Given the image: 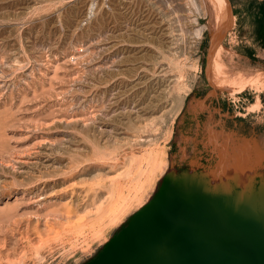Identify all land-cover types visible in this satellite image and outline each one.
Listing matches in <instances>:
<instances>
[{"label": "rangeland", "instance_id": "rangeland-1", "mask_svg": "<svg viewBox=\"0 0 264 264\" xmlns=\"http://www.w3.org/2000/svg\"><path fill=\"white\" fill-rule=\"evenodd\" d=\"M229 1L216 64L231 77L216 87L207 57L229 17L213 0H0V264L94 259L161 182H178L183 155L196 167L192 139L174 149L180 103L210 117L205 167L222 158L220 129L228 169L246 146L245 188L264 165V0ZM230 211L244 220L242 205Z\"/></svg>", "mask_w": 264, "mask_h": 264}, {"label": "water", "instance_id": "water-1", "mask_svg": "<svg viewBox=\"0 0 264 264\" xmlns=\"http://www.w3.org/2000/svg\"><path fill=\"white\" fill-rule=\"evenodd\" d=\"M226 2L229 21L208 52L206 73L231 28ZM221 150L220 162L205 180L161 182L152 200L86 264H264V229L193 204L228 168V155Z\"/></svg>", "mask_w": 264, "mask_h": 264}, {"label": "crops", "instance_id": "crops-1", "mask_svg": "<svg viewBox=\"0 0 264 264\" xmlns=\"http://www.w3.org/2000/svg\"><path fill=\"white\" fill-rule=\"evenodd\" d=\"M244 105L246 107H243V111L247 112L243 114V116L245 117L247 114H249L248 110L250 109V107L254 106L255 103H244ZM190 114L192 113L189 111L183 112V109L180 111V118L178 121V137L181 138V141L174 145V149L177 153L179 151L178 147L181 145V143L186 144V142H188L185 141V139H192L193 141L189 142V144L185 146L187 150H190H188L190 153L187 156L186 160H188L190 157L192 158L193 154V156L196 158V161L198 162L196 167L194 168V166H192V160L183 161L182 158H184V155L180 158L178 163H176V168L173 170L174 174L176 175V179L179 182H185V179L191 174L196 177L195 181L205 180L208 174L214 169L216 164L219 162V159H212L210 164L205 167L206 165H204L203 162L199 161L198 154H203L205 150H208L206 144H203V140L207 135V132L205 130L209 116L202 114L200 116V119L197 120L196 116L192 118L190 117ZM241 115L242 114H240V116ZM262 116H264V114ZM235 117L236 115H233L231 119ZM233 124L234 126L237 125L236 122H233ZM191 129L194 130V132L192 133L194 137L189 136ZM219 136V138H217L216 136V143L222 148L224 138V131L222 129H220L219 131ZM238 144H236L237 146L235 145L233 161L229 163L230 168H227L225 172L220 176V180L217 181L215 185H212V187L210 188V193L212 194L220 191L219 196H232V198L240 200L242 202L243 207L246 208V211H244L245 220L264 229V165H261V167L259 168H253L255 170L256 175H250V178L246 179V182L243 183L245 184V188H242V186H240L242 183L239 179L242 171H244V168H242L241 163L238 161V157L244 151L246 146L240 145V143ZM212 153L216 156V158H220L216 151H212ZM248 183H250V187H247ZM210 193L209 190H205L201 194L204 197H209Z\"/></svg>", "mask_w": 264, "mask_h": 264}, {"label": "bare ground", "instance_id": "bare-ground-1", "mask_svg": "<svg viewBox=\"0 0 264 264\" xmlns=\"http://www.w3.org/2000/svg\"><path fill=\"white\" fill-rule=\"evenodd\" d=\"M214 3L217 5V10H218V19L222 18L221 16L224 15L225 19H227L229 17V14H228V6H227V2L226 0H213ZM221 20V19H220ZM223 22V21H221ZM219 23V21H218ZM201 30V28H200ZM202 31V30H201ZM197 33V32H196ZM220 33V32H219ZM198 34V33H197ZM199 36V34H198ZM216 37V36H215ZM218 38V37H217ZM215 38V41L216 39ZM214 41V42H215ZM213 42V43H214ZM212 47V46H211ZM220 47V45L218 46V48ZM218 48L216 49L215 53H214V58L212 59V66L208 69V77H209V82L211 84H215L214 86L218 87L219 84H220V80H221V77H225L226 78H229L231 76H227V73H224V71H221L220 69V66H218L216 64V55H217V50ZM196 67V66H195ZM197 69V68H196ZM198 70V69H197ZM224 84V83H223ZM220 88V87H219ZM232 88V87H231ZM230 88V89H231ZM246 88L243 87L239 90V92H243ZM184 97L181 98V102H182V99ZM180 100V99H179ZM137 106V105H136ZM181 106H182V103L178 104V106H176L174 109L176 111V113H179L180 112V109H181ZM142 108V107H141ZM146 108V107H145ZM143 140V139H142ZM168 166V165H167ZM212 200V199H211ZM209 198H206L204 197L201 193L197 196L194 197V200H193V204L196 208L198 209H206V210H210L212 212H216V213H222V212H225V211H228V212H231L230 211V208H231V205L233 204H239V205H242V202L238 199H234L232 197H223V201L220 203V202H215V201H211ZM214 200V199H213ZM243 206V205H242ZM244 208V207H243ZM232 213V212H231ZM243 218H244V215H243Z\"/></svg>", "mask_w": 264, "mask_h": 264}, {"label": "trees", "instance_id": "trees-1", "mask_svg": "<svg viewBox=\"0 0 264 264\" xmlns=\"http://www.w3.org/2000/svg\"><path fill=\"white\" fill-rule=\"evenodd\" d=\"M254 19H255L254 22L256 24V28H255L256 41L264 49V12L260 17Z\"/></svg>", "mask_w": 264, "mask_h": 264}]
</instances>
